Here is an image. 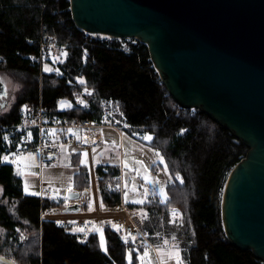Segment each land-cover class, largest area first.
<instances>
[{"label":"trees","instance_id":"1","mask_svg":"<svg viewBox=\"0 0 264 264\" xmlns=\"http://www.w3.org/2000/svg\"><path fill=\"white\" fill-rule=\"evenodd\" d=\"M70 7L69 0H0V74L3 79L8 73L18 83L17 101L9 100L8 91V102L0 109V254L18 264H128L130 248L113 230L105 231V251L96 234L81 243L77 235L51 222L41 223L39 196L26 193L14 165L2 161L7 154L2 129L18 123L26 102L37 103L41 95L45 105L57 110L60 100L73 101L84 87H90L93 110L75 107L62 113L98 120L104 99L119 100L135 128L132 131L152 135L147 144L161 151L173 176L165 201L154 196L143 205L128 203L144 208L156 220L153 227L145 222L153 241L159 242L153 236L158 229L165 230L180 247L186 264H263L252 251L233 245L222 223L227 179L249 147L202 110L180 107L162 82L146 44L136 43L133 51L105 46L75 25ZM42 33L58 37L69 49L63 75L46 73L41 83L33 56L38 49L35 40ZM102 174L103 201L119 202L120 168L100 165L96 175ZM74 182L77 189L90 185L84 166ZM171 206L183 210V224H169ZM132 253L136 264L138 254Z\"/></svg>","mask_w":264,"mask_h":264},{"label":"water","instance_id":"2","mask_svg":"<svg viewBox=\"0 0 264 264\" xmlns=\"http://www.w3.org/2000/svg\"><path fill=\"white\" fill-rule=\"evenodd\" d=\"M69 1L79 29L138 38L180 107L202 110L249 147L227 179L222 223L264 264V0ZM7 95L0 74V109ZM0 264L18 263L0 254Z\"/></svg>","mask_w":264,"mask_h":264},{"label":"built area","instance_id":"3","mask_svg":"<svg viewBox=\"0 0 264 264\" xmlns=\"http://www.w3.org/2000/svg\"><path fill=\"white\" fill-rule=\"evenodd\" d=\"M92 35L105 46L126 51H133V46L141 42L136 37L124 38L104 33ZM35 42L38 49L33 61L38 64L40 82L42 83L46 73L62 76L69 45L61 43L58 37L48 33H42ZM87 54L88 51L84 48V59ZM2 58L3 56H0V59ZM45 67L49 71H45ZM93 94L94 90L85 89L74 98L73 103L83 111L93 110L90 100ZM62 111L45 105L40 95L37 103L26 102L21 107L17 124L2 129L3 144L9 156L26 153L37 155L40 170L37 195L40 199L41 223L51 222L55 227L77 235L79 241L83 242H87L94 234L99 237L102 234L105 237L106 230H113L128 248L133 250L149 248L157 253L158 245L146 227L144 208L126 203L121 190L119 202L111 204L103 201L100 194V179H105L104 174L95 175L90 185L84 189L73 188L80 193L76 198H70L67 194L55 195L52 188L42 181L43 168L57 166L60 163L64 146L99 144L103 141L102 130L106 128L114 130L119 135L135 129L119 100L114 98L102 101L98 120L83 115H66ZM156 170L159 172L160 168L157 167ZM48 200L61 203L45 206L44 203ZM73 205H78V209L66 211V208ZM182 217L181 208L174 206L169 210V224H182ZM77 229L83 231H76ZM159 264L163 263L159 261Z\"/></svg>","mask_w":264,"mask_h":264},{"label":"rangeland","instance_id":"4","mask_svg":"<svg viewBox=\"0 0 264 264\" xmlns=\"http://www.w3.org/2000/svg\"><path fill=\"white\" fill-rule=\"evenodd\" d=\"M3 80L6 83L7 89L10 94L9 100L11 102L17 101L16 92L18 90V83L8 73L3 74ZM77 80L80 83V80L83 79L82 77H79L77 78ZM85 89L93 90L90 87H84L83 90ZM6 101L8 102V100ZM70 103V101H64L61 102L60 106L61 108H64L70 105ZM132 130L134 129L127 130L123 133L122 143L116 133L110 134L109 141L111 143V146L104 150L100 149L101 153L97 155L99 163H111L121 168V179L119 187L122 192L123 199L126 203L143 205L151 200L155 195L159 197L161 201H165L167 199V184L173 179L166 159L160 150L155 149L150 145L144 143L143 141L137 139L132 134ZM138 132L142 133V131ZM139 133L137 134L138 136ZM96 148L101 147H84V151H90L92 153ZM161 157H163V159H161ZM2 161L14 164V166L16 167V172L18 174L21 173V166L28 168L27 170L31 174L24 175L25 190L28 193H38L40 184V170L38 158L35 153H26L23 155L12 154L10 156L7 153L3 156ZM62 167L63 162L61 159L60 163L57 166L44 167L41 177L42 181L47 183L52 188L55 195L61 193L60 195L65 196L70 190V186V188H75V182L72 183L70 178L64 175ZM157 167L160 168L159 172H157L156 170ZM177 177L181 179L179 175ZM145 191H147V195H145ZM125 193H127L126 197ZM1 194L2 187L0 186V197ZM136 201H143V203H136ZM172 207L174 206H171L170 209ZM146 221L151 227L157 225L156 220L152 215L148 213L145 214V222ZM183 222L184 214L182 217V224ZM164 227V225L161 226L162 229H164ZM1 233L2 231L0 230V234ZM153 236L159 241H155V243L158 245V252L155 253L149 248H135L134 250L130 248L128 251V264L130 253L131 255L133 254L132 252H136L138 254L136 264H140L139 257L143 256L145 251L148 252V256L145 258V264H158L159 261L163 264H176V260L174 259L173 254L177 249L181 251L178 244L172 239L168 238L167 232H165V230L160 231L158 229ZM103 239L105 241L104 236ZM165 241H167V243H165ZM168 245H170V247ZM102 248H106V242L104 244V247ZM131 264H133V260L131 261ZM183 264H186L184 260Z\"/></svg>","mask_w":264,"mask_h":264},{"label":"crops","instance_id":"5","mask_svg":"<svg viewBox=\"0 0 264 264\" xmlns=\"http://www.w3.org/2000/svg\"><path fill=\"white\" fill-rule=\"evenodd\" d=\"M64 101H68V102L70 101L71 103H70V105H68V106H66L64 108H61L60 104H61V102H64ZM75 107L76 106L73 103V101L72 100H69V99H62V100H60L58 102V106H57L58 109L63 110V111L69 110V109H72V108H75ZM115 133L119 136L120 141L122 143L123 134L122 135H119L117 132L113 131L112 129L106 128V129H103L102 130L103 141L101 143H99V144L90 145V146H82V145H77V144H73L71 146L70 145L64 146L63 149H62V158H61L62 159V162H63L62 169H63L64 175L66 177H69L70 180H71V182L74 183L75 176H76V174L79 173L81 166H84L86 168V170L88 172V175L90 176V180L94 177L93 175H96V169H97L98 166H100V165L117 166V165L111 164V163H103V162L99 163V159L97 158V155L99 153H101V150L107 149L109 146H111V143L109 141L110 134H115ZM132 134L137 139H139L140 141H143L146 144H147V142L150 141V140L144 139L143 136L145 137L146 135H151V134L141 135L139 133V136L137 135L138 132H135V133L132 132ZM92 146L93 147H101V148H96L95 151H93L92 153L90 151H84V147H92ZM85 153H87V156H85ZM21 168H22L21 173L20 174H18L17 172L16 173L22 178L24 191L26 193H28L25 190L24 175H29L31 173L28 172V170H27L28 168H26L24 166H21ZM15 171H16V167H15ZM120 171H121V168H120ZM70 187H69V189H70ZM59 192H61V191H59ZM29 194H31V193H29ZM37 194L38 193H36L35 195H37ZM60 194L61 193H58V195H60ZM60 196H62V195H60ZM158 264H159V262H158Z\"/></svg>","mask_w":264,"mask_h":264},{"label":"snow or ice","instance_id":"6","mask_svg":"<svg viewBox=\"0 0 264 264\" xmlns=\"http://www.w3.org/2000/svg\"><path fill=\"white\" fill-rule=\"evenodd\" d=\"M45 71H49V69L47 67H45L44 69ZM80 83L83 84L84 81L83 80H80ZM144 139H147V140H151L152 139V136L151 135H146L144 137ZM85 156H87V153H85ZM161 159H163V157H161ZM32 195H35L36 193H31ZM163 194V193H162ZM145 195H147V191H145ZM127 196V193H125V197ZM136 203H143V201H136ZM89 208H91V205H89ZM76 231H83V229H77ZM135 239V238H133ZM81 243H83V241H81ZM165 243H167V241H165ZM104 244H105V241L103 239V235L101 234V247H104ZM105 251L107 250L106 248L104 249ZM148 256V252L145 251L143 256L139 257L140 259V264H145V258ZM174 259L176 260V264H183V258L181 256V251L179 249H177L174 254ZM131 261H132V255L131 253L129 254V264H131Z\"/></svg>","mask_w":264,"mask_h":264}]
</instances>
